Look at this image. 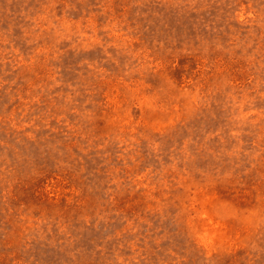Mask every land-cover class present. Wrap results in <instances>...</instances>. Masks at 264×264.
I'll list each match as a JSON object with an SVG mask.
<instances>
[{"label":"rangeland","instance_id":"1","mask_svg":"<svg viewBox=\"0 0 264 264\" xmlns=\"http://www.w3.org/2000/svg\"><path fill=\"white\" fill-rule=\"evenodd\" d=\"M0 264H264V0H0Z\"/></svg>","mask_w":264,"mask_h":264}]
</instances>
